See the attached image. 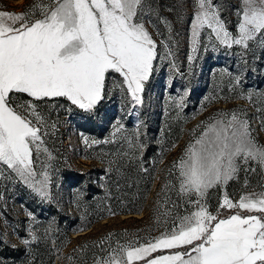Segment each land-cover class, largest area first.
<instances>
[{
  "label": "snow or ice",
  "instance_id": "1",
  "mask_svg": "<svg viewBox=\"0 0 264 264\" xmlns=\"http://www.w3.org/2000/svg\"><path fill=\"white\" fill-rule=\"evenodd\" d=\"M233 7L236 35L228 30L218 3L196 0L192 53L205 28L209 39L214 35L220 45L239 46L244 55L250 42L264 47V0H239ZM150 14L148 0H37L23 14L0 11V179L18 178L42 199L51 198L48 166L38 172L37 163L42 151L52 159L44 137L56 125L48 123L41 103L64 98L91 114L107 95L108 75L115 73L121 91L134 105L143 104L157 60V41L143 21ZM161 43L167 50L168 44ZM18 96L28 99L17 102ZM241 111L219 113L173 165L179 169V195L195 210L179 217L171 232L146 243L118 244L94 264H264V192L243 194L237 201L225 193L216 214L205 201L208 189L238 179L242 166L245 173L255 172L247 167L250 161L264 171V145L256 142ZM82 139L90 144L88 137ZM165 249L182 250L146 259Z\"/></svg>",
  "mask_w": 264,
  "mask_h": 264
},
{
  "label": "rangeland",
  "instance_id": "2",
  "mask_svg": "<svg viewBox=\"0 0 264 264\" xmlns=\"http://www.w3.org/2000/svg\"><path fill=\"white\" fill-rule=\"evenodd\" d=\"M36 2L37 0H0V11L19 15L32 9ZM148 2L151 14L144 17L143 21L157 41V60L154 62L153 74L145 84L143 104L134 105L121 91L118 87L121 78L115 73L108 75L107 95L91 114L70 105L64 98H57L47 104L41 103L40 110L48 123L56 125L55 130L47 129L48 134L44 137V147L51 153L52 159L49 160L42 151L37 163L38 172L44 170L45 165L48 166V191L51 198L42 199L18 178L0 179V235L4 242L13 246L21 244L23 240L30 241L27 245L32 253L28 255L27 264L37 263L34 252L40 239L35 228L42 222L38 218L39 208L59 204L72 209V198L77 200L83 196V193L76 192L78 189L62 180V169L89 173L85 181L90 179L103 185L104 191L101 194L95 190L89 191L86 201L79 205L84 206V210H87L86 204H89L88 210L100 208V203L93 202L98 196L105 201L118 202V213L108 214L94 220L88 227L70 232L67 243L53 263L94 264L97 257L106 256L118 244L146 243L165 232H171L179 225V217L195 210L187 202V197L179 195V169L173 165L178 164L185 148L200 136L204 125L219 118V113L231 114L242 110V118L249 121L256 142L264 145V92L260 94L252 91L249 102L231 97L237 83L236 78L244 70L241 62L247 63V68L254 74L262 76L258 83L254 82L252 88L260 84L264 90V47L250 42V50L244 55L239 46L234 45L232 50L233 47L230 49L220 45L214 35L209 39L210 30L205 28L201 32L197 52L192 53L191 25L196 0ZM213 2L221 6L222 19L228 30L236 35L238 17L233 6H238L239 0ZM162 41L168 44L167 50ZM169 50L173 53L172 56L167 55ZM189 55L193 56L191 62ZM25 99L28 98L18 96L17 102ZM119 126L122 128L116 132V127ZM83 136L89 138V145L83 143ZM91 141L99 143L93 144ZM155 149L163 155L157 163L158 174L146 195L143 207L135 211L138 196L133 192L128 161L140 158L147 150L153 153ZM99 156L105 160V164L97 160ZM117 156H121L124 161L120 167L112 163ZM153 165L154 163L151 164ZM95 166L104 167L105 173L91 172ZM243 167L238 179L229 181L227 185L208 189L205 201L213 214H216L225 193L233 201H237L243 194L264 192V171L256 162L251 161L247 167L256 168L255 172L245 173ZM144 168L147 167L144 165ZM245 180L248 181L247 186ZM165 184H168L167 189ZM26 203L30 204L32 210L25 208ZM90 214L87 211L85 216L89 217ZM24 218H27L26 221L21 223L25 224L26 234L29 235L27 238L17 236V229L14 227L16 219ZM33 235L37 238L34 241ZM174 252L168 250L153 253L146 259ZM134 264H145V261H135Z\"/></svg>",
  "mask_w": 264,
  "mask_h": 264
},
{
  "label": "trees",
  "instance_id": "3",
  "mask_svg": "<svg viewBox=\"0 0 264 264\" xmlns=\"http://www.w3.org/2000/svg\"><path fill=\"white\" fill-rule=\"evenodd\" d=\"M232 50H234V47ZM247 65V63L241 62V66H244V70L240 72L239 82L235 84L231 94L232 99L243 102H249L247 97L252 91H257L260 94L264 92L263 86L260 84H257L254 86L255 88H252L254 82L258 83L262 76L261 74H254L251 69L247 68ZM162 156V153L156 152V149L153 153H150V151L147 150L142 153L140 158L128 161L130 164L129 173L134 186L133 192L138 196L134 207L135 211L141 210L145 203L146 195L153 182L156 180L158 174L156 167ZM89 158L92 157L89 156ZM93 158L96 159V157ZM97 160H100L102 164H105V160L100 156ZM123 162L121 156H117L112 163H115L117 167H120ZM152 163H154L153 166H151ZM144 165L147 168H144ZM104 169L105 168L102 166H95L91 172L105 173ZM60 176L66 184L78 189L76 192L83 193V196L77 200L72 198V209L61 207L59 204L49 205L47 208H39L40 214L38 215V218L42 219V222L37 224L38 226L35 228L37 231L36 234L40 239L34 252V258L37 262L35 264H53L57 254L67 243V237L71 234L70 232L90 226L94 220H99L110 214L109 210H111V213H118L120 211L117 206L118 202L112 203L110 202L111 200L105 201L100 196L93 200L95 203H100V208H90L88 210L89 204H86L87 210H84V206L79 205H83L81 203L86 201L89 191L95 190L101 194L104 191L102 188L103 185L97 182H92L90 179L89 181H85V177H88L89 173L85 174L73 169H62ZM97 179L99 182L101 181L99 178ZM24 205L25 208L27 207L32 210L29 203ZM87 211L91 213L89 217L85 216L87 215ZM26 219L27 218L16 219V221H14V227L17 229L16 235L19 237H29V235L26 234L25 224L21 223V221H26ZM177 250L180 251L182 249H172L169 251ZM167 251L168 250L165 249L157 251L154 254ZM30 253L32 252H29L27 244L25 245L21 242V244L13 246L8 242H4L0 235V264H27V258Z\"/></svg>",
  "mask_w": 264,
  "mask_h": 264
}]
</instances>
